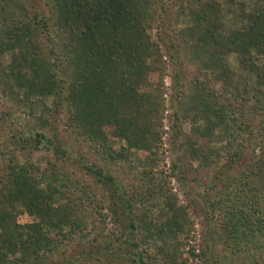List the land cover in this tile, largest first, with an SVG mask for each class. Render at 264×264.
<instances>
[{
    "label": "rangeland",
    "instance_id": "obj_1",
    "mask_svg": "<svg viewBox=\"0 0 264 264\" xmlns=\"http://www.w3.org/2000/svg\"><path fill=\"white\" fill-rule=\"evenodd\" d=\"M23 2V15L28 17L24 20L42 17L48 25L49 20L56 17L50 0ZM139 2L151 8L154 15L143 24L155 45V55L148 64L159 67L160 75L145 82L141 91L152 96L160 106V138L149 150H135L129 149L124 139L110 133L105 146H99L85 141L73 129L59 126L56 114L49 118L43 112L44 104L52 107V98L43 99L44 102L35 107L30 101L23 102L22 96L0 88V178L13 158L31 163L40 175L44 173V178L53 171L59 172L51 167L58 161L55 146L61 142L65 147L64 158L69 164L59 170L68 177L70 188L71 179L83 187L74 192L78 198L87 200L84 203L91 227L86 237L80 232L68 235L67 250L55 264H140L141 254H145L149 264H249L255 258L263 264L264 248L256 247L250 254L247 246H243L242 252L229 246L228 236L219 224L218 210L209 217L207 206L223 196L225 200L228 197L229 201L246 204L264 186V82H260L256 73L264 72V49H251L246 56L253 67L256 65L253 72L242 66L236 50L226 46L233 32L248 30L254 15L264 9V0ZM6 3L11 4V1ZM197 14L203 17L201 32L215 31L222 41L218 51L214 52V47L209 45L203 56L206 62L215 61L211 69L202 67L194 48L181 35L197 21ZM10 57L9 53H4L0 61L7 65ZM197 86L210 90L205 107L194 106ZM184 105L200 108L196 111L199 114L196 121L182 114ZM205 109L210 113L206 114ZM47 117L51 123L49 128H44ZM194 127L212 128L206 147L217 151L219 158L210 167L202 168L196 161H184L173 146L177 131L189 134ZM39 133L48 140L39 143ZM115 156L122 158L113 159ZM151 157L156 160L154 169L164 175L161 185L176 204L186 208L187 217L177 238L145 244L130 227L135 216L148 212L149 220L161 225L162 214L169 213L165 207L168 197L155 191L149 199L152 205L149 210L144 208L145 204L128 202L129 189L141 171L150 169ZM143 188L153 191L150 181L144 182L140 189ZM17 222L27 225L33 219L24 213ZM158 249L168 254L178 251L177 261L164 262Z\"/></svg>",
    "mask_w": 264,
    "mask_h": 264
},
{
    "label": "trees",
    "instance_id": "obj_2",
    "mask_svg": "<svg viewBox=\"0 0 264 264\" xmlns=\"http://www.w3.org/2000/svg\"><path fill=\"white\" fill-rule=\"evenodd\" d=\"M6 1H0V56L9 53L11 57L7 65L0 61V88L22 96L23 102L30 101L35 107L43 99L52 98V107L44 104L43 112L49 118L56 114L59 126L73 129L85 141L105 146L112 133L124 139L129 149H151L160 138L158 128L162 121L160 106L141 91L145 82L160 75L159 67L148 64L155 55V45L143 22L153 19L151 8L139 0H50L56 17L47 25L42 17L24 20L28 17L23 15V0H10L11 4ZM196 19L181 35L194 48L202 67L211 69L215 61L206 62L203 56L209 45L218 51L222 41L215 31L201 32L202 15L197 14ZM227 42L226 46L240 55L242 66L254 72L256 65L253 67L246 56L251 49H264V9L254 15L248 30L233 32ZM257 72L260 82H264V72ZM200 87L193 96L195 107H205L210 97V90ZM182 109V114L196 121L200 108L184 105ZM204 112L210 113L209 109ZM49 118L44 120V128H49ZM211 129L194 127L189 134L176 132L173 146L184 161H196L202 168L214 164L219 153L206 147ZM37 137L39 143L48 140L41 133ZM55 152L59 153L58 161L51 167L59 172L53 171L46 178L31 163L16 158L4 168L0 178V264H55L67 250L68 235L80 232L86 237L89 233L91 222L84 203L87 200L74 192L83 187L71 179L70 188L68 177L59 170L69 164L61 142ZM119 158L122 157L113 159ZM148 162L150 169L137 175L129 189L128 202L145 204L149 210V199L155 191L168 197L165 207L169 213L162 214L161 225L150 221L148 212L135 216L130 227L145 244L177 238L187 217L186 208L176 204L161 185L165 178L154 169L156 160L151 157ZM146 181H150L153 191L140 189ZM229 199L218 197L207 206L209 217L218 210L219 224L228 236L229 246L238 252L247 246L250 254L256 247L264 248V186L246 204ZM24 213L33 219L32 223L17 222ZM157 253L164 262L178 258L176 250L168 254L158 249ZM141 256L140 264H149L145 254ZM261 259L264 264V255ZM249 264L260 263L255 258Z\"/></svg>",
    "mask_w": 264,
    "mask_h": 264
}]
</instances>
